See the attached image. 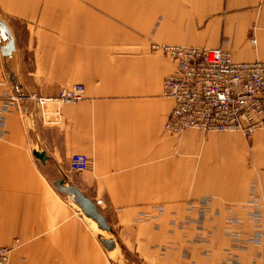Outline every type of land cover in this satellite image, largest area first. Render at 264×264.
I'll use <instances>...</instances> for the list:
<instances>
[{
    "label": "crops",
    "instance_id": "crops-1",
    "mask_svg": "<svg viewBox=\"0 0 264 264\" xmlns=\"http://www.w3.org/2000/svg\"><path fill=\"white\" fill-rule=\"evenodd\" d=\"M0 246L8 264H264V126L164 130L174 62L151 48H222L264 61V0H0ZM254 40V43L251 41ZM0 40V47L4 45ZM84 96L40 124L18 96ZM46 155L41 162L33 156ZM72 154L89 172L69 170ZM63 179L96 203L104 232ZM113 238L107 250L98 237Z\"/></svg>",
    "mask_w": 264,
    "mask_h": 264
},
{
    "label": "built area",
    "instance_id": "built-area-1",
    "mask_svg": "<svg viewBox=\"0 0 264 264\" xmlns=\"http://www.w3.org/2000/svg\"><path fill=\"white\" fill-rule=\"evenodd\" d=\"M151 48L175 64L162 82L163 96L173 101L164 123L168 134L179 137L193 129L203 133L239 132L250 138L264 126V61L236 62L222 48L170 44H152ZM83 96V87L74 85L62 89L56 97L10 99L20 100L24 114L32 108L40 124L49 126L60 120L63 105L76 103ZM90 162L83 154H72L69 170L85 176ZM12 248L0 246V264H8Z\"/></svg>",
    "mask_w": 264,
    "mask_h": 264
},
{
    "label": "water",
    "instance_id": "water-1",
    "mask_svg": "<svg viewBox=\"0 0 264 264\" xmlns=\"http://www.w3.org/2000/svg\"><path fill=\"white\" fill-rule=\"evenodd\" d=\"M0 40L5 42L4 45L0 47L1 55L4 57L10 56L11 52L14 50V42L8 26L2 20H0ZM33 156L41 162L46 160V155L42 152L34 151ZM53 187L56 191L69 196L72 202L80 208L84 216L96 223L98 229L104 232H110V226L106 222L105 217L98 210L96 203L85 196L75 185H64L63 179L59 178L53 182ZM98 240L107 250H111L115 246L113 238L99 236Z\"/></svg>",
    "mask_w": 264,
    "mask_h": 264
},
{
    "label": "rangeland",
    "instance_id": "rangeland-1",
    "mask_svg": "<svg viewBox=\"0 0 264 264\" xmlns=\"http://www.w3.org/2000/svg\"><path fill=\"white\" fill-rule=\"evenodd\" d=\"M188 130H193V129H188ZM9 255H10V253H9ZM8 260H9V258H8Z\"/></svg>",
    "mask_w": 264,
    "mask_h": 264
}]
</instances>
